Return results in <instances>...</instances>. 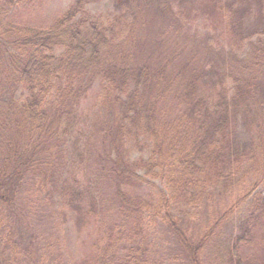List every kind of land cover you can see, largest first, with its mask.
I'll list each match as a JSON object with an SVG mask.
<instances>
[{
    "label": "trees",
    "instance_id": "obj_1",
    "mask_svg": "<svg viewBox=\"0 0 264 264\" xmlns=\"http://www.w3.org/2000/svg\"><path fill=\"white\" fill-rule=\"evenodd\" d=\"M31 1L0 0V264H22V215L43 214L52 199L98 220L97 199L75 187L86 180L89 153L80 147L82 121L97 113L81 114L78 101L96 83L94 107L104 118L94 131L104 138L114 131L98 156L107 179L155 188L159 179L166 185L160 202L191 208L217 189L232 194L254 179L238 200L250 206L224 259L264 264V246L253 247L264 242V195L257 191L264 182V0H222L221 32L198 43L191 31L183 36L188 21L180 9L172 13L175 0L155 8L117 0L110 15L92 14L91 0H74L46 26L16 19ZM248 10L252 30L245 28ZM149 15L171 22L155 40ZM122 192V206H134ZM144 204L139 219L131 218L135 227L131 220L120 235L115 229L127 222L115 225L107 244L95 242L96 264H163L144 232L156 205ZM162 217L182 231L169 210ZM182 240L189 260L202 264L203 246Z\"/></svg>",
    "mask_w": 264,
    "mask_h": 264
},
{
    "label": "rangeland",
    "instance_id": "obj_2",
    "mask_svg": "<svg viewBox=\"0 0 264 264\" xmlns=\"http://www.w3.org/2000/svg\"><path fill=\"white\" fill-rule=\"evenodd\" d=\"M74 0H32L26 6H21L16 12V19L19 22L31 24L34 26H46L56 17L64 12ZM153 8L157 7L161 0H142ZM222 0H175L172 4V13L180 9L178 13H183L187 17V24H182L183 36H196L197 43L203 37H216L223 27L221 15L218 13L219 5ZM117 0H91L88 6L89 11L94 15H110L117 7ZM253 15L249 10L246 13L245 28L252 30L257 26L256 21L247 23L249 15ZM174 18V17H173ZM254 21V20H251ZM30 22V23H29ZM149 28L148 37L151 33L155 36L161 28H167L171 22L167 19L165 22L157 20L153 16L148 17ZM161 27V28H160ZM199 33L196 34L195 32ZM158 36V35H157ZM154 38V37H153ZM158 39L156 36L153 40ZM98 84L90 87L84 97L79 100V111L81 114H90L95 111L96 116L89 117L88 121H82V130L84 137L81 140V151L84 147L89 150L85 153L87 166L84 177L77 190L92 193L98 202L97 214L98 220L92 217H85L82 211L66 207L65 204H59L52 199L46 203L47 207H41L43 214L32 213L22 215L24 226L16 229L21 238V246L24 254L22 264H96L95 242L107 244V233L115 225L125 224L123 230L115 229V233L124 234L129 228L132 219L137 218L141 210H146L144 200H148L156 205V209L149 213L154 214L152 223L146 230L147 241L157 248L164 256L163 264H193L187 255L185 242L191 246L200 243L203 246L200 260L202 264H231L224 258L228 259L230 246L233 238L239 233L238 227L244 214H247V208L250 205L238 202L241 200L242 193L249 191L254 185L255 180L247 178L241 185H238L232 194L215 191L209 198H206L197 208L186 207L180 201H174L166 206L159 201L161 198L160 191H165L166 185L157 179L153 182L157 188L146 184L134 182L130 185H119L116 178L107 179L104 174L99 159L103 156V150L110 147V140L114 131L108 132L105 138L102 133H95L101 125L102 110L101 106H95L97 100ZM102 105V104H101ZM240 126V124H238ZM81 128V127H80ZM93 132L94 134H91ZM103 138L106 143H103ZM258 145V143H257ZM256 146V145H255ZM108 156V153H106ZM101 155L98 159V156ZM116 155V154H115ZM116 158V156H115ZM79 169V168H78ZM83 174V173H82ZM256 177V176H255ZM83 184V187L81 185ZM120 186V187H118ZM124 193L130 201L136 202L133 206L128 204L122 206V196L118 192ZM257 191L263 192L264 182L257 188ZM234 203L231 205V203ZM239 204V205H238ZM61 209H60V207ZM71 206V205H70ZM169 207V209H167ZM145 209V210H144ZM171 212L181 223L180 232H176L167 224L165 217H162L167 210ZM123 211L124 214H121ZM66 213V214H65ZM146 217V216H145ZM152 217V216H151ZM86 218V219H85ZM132 218V219H131ZM139 219V217H138ZM105 221V223L103 222ZM124 222V223H122ZM136 222L132 220V227ZM112 230V229H111ZM142 232V231H139ZM210 232V233H209ZM209 233L210 235H206ZM259 235L264 237V228L259 231ZM35 237V238H34ZM264 244V242H263ZM262 243L255 248H260L263 252ZM240 253H250V250L241 249Z\"/></svg>",
    "mask_w": 264,
    "mask_h": 264
}]
</instances>
